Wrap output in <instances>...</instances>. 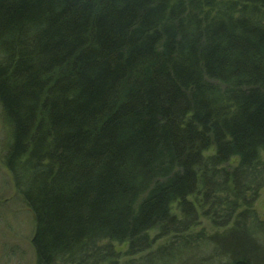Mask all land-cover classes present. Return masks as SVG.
Segmentation results:
<instances>
[{"label":"trees","instance_id":"trees-1","mask_svg":"<svg viewBox=\"0 0 264 264\" xmlns=\"http://www.w3.org/2000/svg\"><path fill=\"white\" fill-rule=\"evenodd\" d=\"M0 121L33 264L260 263L264 0H0Z\"/></svg>","mask_w":264,"mask_h":264},{"label":"rangeland","instance_id":"rangeland-1","mask_svg":"<svg viewBox=\"0 0 264 264\" xmlns=\"http://www.w3.org/2000/svg\"><path fill=\"white\" fill-rule=\"evenodd\" d=\"M4 139L0 121V143ZM255 207L264 216V188ZM32 234V215L16 198L12 179L0 161V264H33L30 244ZM118 249L121 253L125 250L124 246H119ZM249 250L252 251V248ZM124 259L123 256L122 260ZM257 262H264V255Z\"/></svg>","mask_w":264,"mask_h":264}]
</instances>
